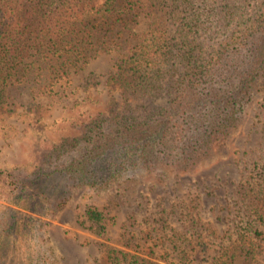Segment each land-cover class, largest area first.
<instances>
[{
    "label": "rangeland",
    "instance_id": "obj_1",
    "mask_svg": "<svg viewBox=\"0 0 264 264\" xmlns=\"http://www.w3.org/2000/svg\"><path fill=\"white\" fill-rule=\"evenodd\" d=\"M147 22L141 8L132 22L97 21L84 66L51 80L46 62H38L44 70L7 86L0 105V264H108V247L144 264H221L232 252L230 264H264V75L237 130L194 172L127 168L102 184L113 156L93 162L92 178L83 180L69 170L84 158L82 149L53 151L80 137L84 122L119 97L106 79ZM200 40L215 46L221 37ZM90 207L104 214L101 234L86 216Z\"/></svg>",
    "mask_w": 264,
    "mask_h": 264
},
{
    "label": "trees",
    "instance_id": "obj_2",
    "mask_svg": "<svg viewBox=\"0 0 264 264\" xmlns=\"http://www.w3.org/2000/svg\"><path fill=\"white\" fill-rule=\"evenodd\" d=\"M137 8L147 27L106 79L119 97L84 122L80 137L53 148L83 150L69 166L83 180L109 154L114 168L102 184L127 168L194 172L237 130L264 75V0H0V105L10 83L44 70L38 62L51 80L84 66L96 22H132ZM204 34L221 40L208 46ZM259 200L262 219L264 193ZM86 216L97 233L105 231L102 211L90 207ZM107 250L108 264H144L139 255Z\"/></svg>",
    "mask_w": 264,
    "mask_h": 264
}]
</instances>
